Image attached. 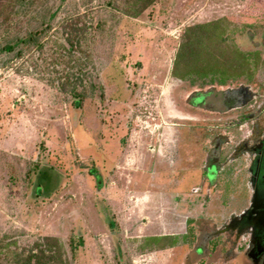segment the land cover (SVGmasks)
<instances>
[{
    "label": "rangeland",
    "instance_id": "374dc122",
    "mask_svg": "<svg viewBox=\"0 0 264 264\" xmlns=\"http://www.w3.org/2000/svg\"><path fill=\"white\" fill-rule=\"evenodd\" d=\"M40 1L57 10L43 48L6 53L0 37V236L22 248L55 237L68 248L73 235L83 247L72 264L223 263L207 244L194 252L214 215L226 214L221 192L204 207L203 193L172 188L189 171L201 172L207 137L194 126L216 116L190 107L191 94L206 88L181 82L172 70L186 31L197 35L200 25L218 20L226 21V41L251 51L244 26L254 25L260 40L264 0H158L138 18L124 12V0ZM72 17L93 26L85 50L73 52L77 65L54 46L56 37L65 43L60 24ZM30 20L21 33L39 29ZM249 83L264 90V62ZM72 88L86 89L78 108ZM189 217L198 219L194 246L141 250L148 237L185 233Z\"/></svg>",
    "mask_w": 264,
    "mask_h": 264
},
{
    "label": "flooded vegetation",
    "instance_id": "af4514ba",
    "mask_svg": "<svg viewBox=\"0 0 264 264\" xmlns=\"http://www.w3.org/2000/svg\"><path fill=\"white\" fill-rule=\"evenodd\" d=\"M249 30L252 50H241L261 57L264 62V33L258 40L256 34L251 33L252 29ZM254 80L255 74L247 79L242 75L229 80L232 84L226 86L215 84L204 86L206 90L196 89L189 98L191 108L215 115L216 121L209 119L207 123L193 125L205 130L207 137L199 150L203 163L201 172L196 176L195 171H189L172 188L197 197L203 193L204 207L213 194L221 192V207L227 211L214 215V222L209 226V235L213 236L206 243L208 254L223 261L217 264H264V156L253 158L245 153L264 134V90L249 83ZM212 97L219 101H209ZM200 101L202 103L197 105ZM181 143L178 149L182 153ZM196 150L195 147V153ZM211 171L216 176L214 182L208 179ZM188 182L192 184L188 186ZM189 198L185 200L193 203ZM196 220L187 218L185 233L176 236L187 235L191 228L196 233ZM204 251L201 246L194 252L199 255Z\"/></svg>",
    "mask_w": 264,
    "mask_h": 264
},
{
    "label": "trees",
    "instance_id": "16d2710c",
    "mask_svg": "<svg viewBox=\"0 0 264 264\" xmlns=\"http://www.w3.org/2000/svg\"><path fill=\"white\" fill-rule=\"evenodd\" d=\"M64 1L62 0L61 3ZM81 1L82 4L88 5L89 0ZM124 1L127 5L124 12L131 17L138 18L158 0ZM110 4L112 5V3ZM41 11L42 15L40 16ZM89 16L88 13L85 18ZM56 18L57 10L55 7L43 5L40 0H0L2 50L12 54L18 47H25V50L28 51L34 48H43L42 40L47 32L54 27ZM30 19L38 21L39 29H30L24 34L21 33L20 28L22 25L32 23ZM225 24V20H218L200 25L197 29V35L186 31L174 62L172 70L174 78L189 82L192 86L197 84L202 87L215 84L226 86L229 80L233 78L243 75L247 79L255 74L263 62L261 57L254 56V54L244 52L238 48L233 38L226 41ZM254 27L252 24L244 26L248 29ZM60 30L63 31L64 44H67V47L61 43L62 41L58 37L54 40V46L58 51H64L68 55L69 65H77L81 60L76 56L74 57L73 52L76 50L83 51L82 44L84 42L87 45V42L90 41V35L88 34L93 30V26L86 21L82 22L80 17L77 19L72 17L62 21ZM22 53L21 50L18 51V55ZM85 90L83 89V91ZM82 92L78 93L75 88H72L71 91L73 104L77 108L82 105V101L86 97V93ZM39 167L37 162L35 170H38V172ZM90 173L97 180H102L97 167L93 166ZM35 191L38 195L44 194L41 185L38 183L35 185ZM192 229L184 236L148 237L144 240L141 250L152 252L183 245L194 246L197 243L198 236ZM67 247L58 238L46 237L36 241L30 248H22L15 239L0 236V264H72L78 259V251L83 247V240L72 235Z\"/></svg>",
    "mask_w": 264,
    "mask_h": 264
},
{
    "label": "water",
    "instance_id": "95a60500",
    "mask_svg": "<svg viewBox=\"0 0 264 264\" xmlns=\"http://www.w3.org/2000/svg\"><path fill=\"white\" fill-rule=\"evenodd\" d=\"M196 95V94H195ZM199 95V94H198ZM248 149V150H247ZM245 153L251 154V156H253V158H262L264 156V134L263 137L259 138L258 140H256V142L254 144H252L249 148H247ZM214 172V171H213ZM212 171L210 172V174L208 175V179L211 182H214V174ZM258 194H255V197H257ZM247 215V213L243 214L242 218H245V216ZM219 234V232H217L215 234V236ZM213 235H208V237L204 238L203 240V244L202 247L205 249V244L207 243V241L212 237Z\"/></svg>",
    "mask_w": 264,
    "mask_h": 264
}]
</instances>
